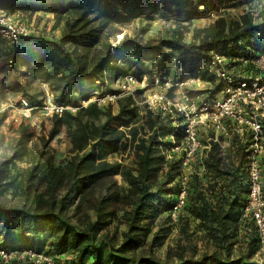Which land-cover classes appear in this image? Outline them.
<instances>
[{"label":"trees","instance_id":"1","mask_svg":"<svg viewBox=\"0 0 264 264\" xmlns=\"http://www.w3.org/2000/svg\"><path fill=\"white\" fill-rule=\"evenodd\" d=\"M253 1L0 0L3 7L49 9L56 12L55 20H65L56 39L27 34L8 41L0 36V72L23 68L33 71L48 65L52 72L65 71L69 84L86 91L82 84L101 82L107 75L132 74L140 79L152 69L161 75L168 71L166 63L175 66L177 72L181 67L193 71L200 62L210 58L211 52L253 58L264 50V9L255 16L248 10L241 17L214 19L197 28L188 42L169 31L155 42L126 38L113 50L106 42L92 58L87 54L101 43L103 26L97 24L99 19L120 22L143 14L175 13L190 19L205 15L208 7L225 10ZM78 48L86 52L80 53ZM167 48L171 50L165 52ZM152 60H155L153 68L150 67ZM200 75L211 79L204 73ZM222 83L215 84L214 89L220 90ZM75 96L68 98V102H76ZM56 101L63 102V93ZM117 105L113 112L109 102L102 107L90 102L74 114L65 111L51 117L49 136L52 138L64 127L71 142V154L63 164L57 165L51 155L39 152L29 161L25 172L8 175L7 184L14 201L0 200V247L43 252L59 264H256L242 256H229L228 237L232 233L228 230L240 216L248 184L242 180L239 149L233 157L228 153L222 155L216 143L203 159L204 174L212 182L201 188L199 178L193 176L196 186L189 192L193 198L186 207L214 242L226 244L225 256L213 250L198 258L185 257L182 249L173 256L168 253L163 258L156 256L152 248L168 234L167 226L158 227L146 250L141 249L149 231L143 221L170 210L180 191L175 183L179 160H170L168 164L162 148L170 144L169 135L177 139L181 136V128L172 124L168 110L157 107L145 110L140 126L132 125L137 111L131 96L118 98ZM120 126H129L127 132ZM20 128L11 155L0 161V181L5 163L25 160L27 126ZM129 145H133L134 165L106 159ZM116 174L122 176L125 188L113 179ZM84 203L93 215L91 218L86 213L80 223L75 219ZM119 204L126 206L122 214L125 228L120 240H116L115 231L109 233L107 229L108 217ZM64 252L71 253L70 258L60 259L58 255Z\"/></svg>","mask_w":264,"mask_h":264},{"label":"rangeland","instance_id":"2","mask_svg":"<svg viewBox=\"0 0 264 264\" xmlns=\"http://www.w3.org/2000/svg\"><path fill=\"white\" fill-rule=\"evenodd\" d=\"M260 9H264V3L255 0L225 10L208 7L205 15L190 19H185L176 13L163 16L143 14L120 22H105L99 19L96 20L97 24L102 23L103 26L101 43L96 49L91 48L87 54L92 58L103 49L102 44L106 42L110 43L113 50L126 38L139 42L146 40L155 42L169 31L176 33L182 41L188 42L191 41L193 32L197 28L205 26L214 19L221 16L241 17L248 10L255 16ZM0 13H2L0 16H10L8 21L14 29L24 26L28 34L49 39L58 38L60 28L65 21L55 20L57 15L52 10L21 8L19 5L0 6ZM66 47L69 48V45L66 44ZM170 50L167 48L165 52ZM78 51L86 52L82 48H78ZM215 55L221 59V67L227 76L225 81L221 76L209 71V65ZM154 62L155 60L151 61V68L154 67ZM166 65L168 66L166 73L160 75L152 69L151 73L143 74L140 79L136 78L137 81L128 88L121 86L126 74L120 77L107 75L101 82L82 84L86 86V91H79L77 87L69 84L65 71L52 72L48 65L33 71L23 68L19 71L6 69L0 72V161L6 160L11 155L21 125L27 126L25 145L28 150L24 158L26 161L15 159L4 164L0 181V200L7 203L14 201L11 198V187L7 184L8 175L12 174L11 172H25L29 161L39 152H43L44 156L51 155L57 165L63 164L71 154V142L64 127L52 138L49 136L51 117L54 114L61 115L65 111L74 114L80 107L90 102H95L99 107L109 102L112 111L116 112L117 99L128 95L131 96L137 111L134 123L133 121L131 123L140 126L143 123L145 110L155 108L150 103L149 97L154 93L163 94L169 105H166L167 107L162 111L168 110L170 117L173 118L172 124L180 126L181 136L177 139L169 135L170 144L163 147L162 152L168 164L170 160H179L175 183L179 191L184 182L185 196L184 203L176 210L175 219L168 210L143 221L146 222L145 226L149 231L144 236L145 243L141 249L146 250L152 234L158 227L167 226L168 234L162 237L160 244L152 248L156 256L163 258L167 253L173 256L180 249L185 257L198 258L202 253H211L213 250L225 256L226 244L220 245L214 242L199 220L193 217L186 207L193 198L189 192L196 186L193 176L199 178L201 188H206L212 182V179L204 174L203 159L212 144L216 143L222 155L228 153L233 157L235 150L239 149L243 161L240 168L242 180L248 184V191L239 209L240 216L235 225L228 230L232 233L228 237L231 243L229 256L231 258L242 256L256 264H264V233L259 230L255 217V214H258L264 220V92L257 93L251 84L241 87L239 81V78H246L251 82L246 77L248 75L264 78V67L255 61V57L223 56L214 52H211L210 58L200 62L193 71L181 67L177 72L171 63ZM201 73L211 79H203ZM220 81L223 82L222 88L216 91L214 86ZM180 82L184 83L179 85ZM61 93H63V102L60 103L56 99ZM73 94L76 95L77 101L68 102V98ZM52 105H61L64 108L61 112H51L48 109ZM185 112L192 122L196 144L186 132L188 119ZM256 124L259 125L258 128H255ZM128 127L120 126L125 132ZM134 158L133 145H129L126 149L107 156L106 159L132 166ZM165 167L167 168V164ZM113 179L121 188L126 187L120 174L114 175ZM86 206L87 203H84L83 209L78 211L76 219L74 217L76 221L83 222L86 213L92 218L93 211ZM125 208L126 206L117 205L113 214L108 217L107 230L109 233L115 231L116 240H120L121 231L125 228L122 217ZM35 252L38 255L32 258H20L12 254L11 256L7 254L5 257L0 254V264H47V258L59 264L53 256ZM58 256L64 260L70 258L71 253L64 252Z\"/></svg>","mask_w":264,"mask_h":264},{"label":"built area","instance_id":"3","mask_svg":"<svg viewBox=\"0 0 264 264\" xmlns=\"http://www.w3.org/2000/svg\"><path fill=\"white\" fill-rule=\"evenodd\" d=\"M2 14V13H0ZM10 16L6 15L0 16V35L6 39H8V41H13L14 39L17 38L18 35H27L28 32L26 30V28L24 26H18V28H13L10 23L9 20ZM246 61V59H245ZM255 61L258 62V64L261 67H264V50L260 51L257 56L255 57ZM209 71L217 76H221V79L224 80L227 78V76H225L224 71L221 67V59L218 55H215V58L213 60H211V64L209 65ZM248 79L251 80V82L249 80H246V78H239L240 80V86L241 87H247L248 84H251L253 87H255V89L257 90V93H261L264 92V78H259V77H252L251 75L246 76ZM123 83H122V87L123 88H128L130 84L135 83L137 80L135 78L134 75L132 74H126L123 78ZM225 81V80H224ZM184 82H180L179 85H182ZM149 101L150 103H152V105L156 108H160V109H165L167 106L169 105V101L165 98V96L163 94H158V93H154L152 94V96L149 97ZM64 107L63 106H59V105H52L51 108H49L48 110L55 111V112H61L62 109ZM188 122H187V126H186V132L188 134V137L192 138L194 144H196L197 142L194 141V130H193V126H192V122L188 117L187 112H185ZM259 125L256 124L255 128H258ZM184 196H185V186H184V182L182 183V186L180 187V191L178 193L177 196V200L175 201V203L173 204L172 208L170 209V214L172 216L173 219H175L176 217V210L178 209V207H180L183 203H184ZM248 208V206L246 207ZM256 217V221H257V225L259 230L264 233V220H262V218H260L258 216V214H255ZM0 254H2L3 256L6 257L7 254H9V256L15 255L16 257H36L38 254L32 250V249H23V250H4L2 248H0ZM47 264H56L54 261H51L49 258Z\"/></svg>","mask_w":264,"mask_h":264}]
</instances>
